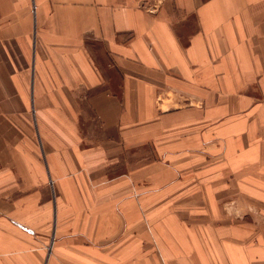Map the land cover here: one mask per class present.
Wrapping results in <instances>:
<instances>
[{
  "label": "crops",
  "instance_id": "1",
  "mask_svg": "<svg viewBox=\"0 0 264 264\" xmlns=\"http://www.w3.org/2000/svg\"><path fill=\"white\" fill-rule=\"evenodd\" d=\"M0 264H264V0H0Z\"/></svg>",
  "mask_w": 264,
  "mask_h": 264
},
{
  "label": "built area",
  "instance_id": "2",
  "mask_svg": "<svg viewBox=\"0 0 264 264\" xmlns=\"http://www.w3.org/2000/svg\"><path fill=\"white\" fill-rule=\"evenodd\" d=\"M155 9V8H154Z\"/></svg>",
  "mask_w": 264,
  "mask_h": 264
}]
</instances>
